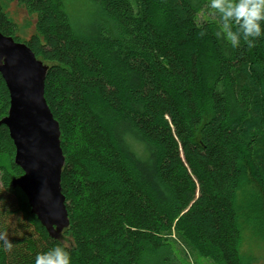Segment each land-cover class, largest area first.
I'll return each instance as SVG.
<instances>
[{"label": "trees", "instance_id": "trees-1", "mask_svg": "<svg viewBox=\"0 0 264 264\" xmlns=\"http://www.w3.org/2000/svg\"><path fill=\"white\" fill-rule=\"evenodd\" d=\"M16 1L33 33L20 37L1 0L0 32L49 66L70 225L51 238L12 188L23 172L1 125L0 264H35L55 246L71 264H142L173 242L211 264H251L236 196L253 181L264 197V35L233 47L221 24L198 21L202 0H93L117 29L80 37L63 0ZM9 107L0 74V120Z\"/></svg>", "mask_w": 264, "mask_h": 264}, {"label": "water", "instance_id": "water-1", "mask_svg": "<svg viewBox=\"0 0 264 264\" xmlns=\"http://www.w3.org/2000/svg\"><path fill=\"white\" fill-rule=\"evenodd\" d=\"M48 70L26 43L0 32V74L10 96L0 126L9 130L16 149L14 164L23 172L11 186L22 190L49 236L64 241L70 225L61 186L65 156L59 123L45 99Z\"/></svg>", "mask_w": 264, "mask_h": 264}, {"label": "rangeland", "instance_id": "rangeland-1", "mask_svg": "<svg viewBox=\"0 0 264 264\" xmlns=\"http://www.w3.org/2000/svg\"><path fill=\"white\" fill-rule=\"evenodd\" d=\"M1 1L7 5L10 18L22 29L19 32L20 37L28 39L34 31V17L30 16L16 0ZM202 1L205 2V6L198 14V21L200 23L214 21L222 25L220 13L210 7L211 0ZM63 3L78 36L86 37L87 31L92 28L102 29L111 34L116 31V25L101 4L93 0H63ZM0 166L9 170V159L0 156ZM1 178L0 170V184ZM236 204L241 215V254L248 263L264 264V197L259 192L257 184L253 181L244 184L237 193ZM142 264H211V261L189 252L184 244L173 242L159 251L145 252Z\"/></svg>", "mask_w": 264, "mask_h": 264}, {"label": "clouds", "instance_id": "clouds-1", "mask_svg": "<svg viewBox=\"0 0 264 264\" xmlns=\"http://www.w3.org/2000/svg\"><path fill=\"white\" fill-rule=\"evenodd\" d=\"M210 7L220 13L223 22L221 31L233 47L239 44L241 38L251 47L253 40L264 35L261 24L264 21V0H211ZM230 22L238 26L237 31L231 30ZM11 247V243L5 240L4 250ZM35 264H71V257L63 247L55 246L37 254Z\"/></svg>", "mask_w": 264, "mask_h": 264}]
</instances>
